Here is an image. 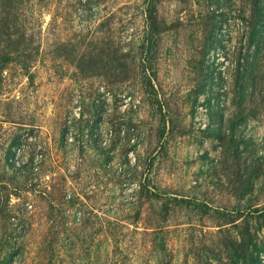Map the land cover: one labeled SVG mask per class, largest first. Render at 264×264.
Instances as JSON below:
<instances>
[{
	"label": "rangeland",
	"instance_id": "1",
	"mask_svg": "<svg viewBox=\"0 0 264 264\" xmlns=\"http://www.w3.org/2000/svg\"><path fill=\"white\" fill-rule=\"evenodd\" d=\"M0 264H264V0H0Z\"/></svg>",
	"mask_w": 264,
	"mask_h": 264
},
{
	"label": "built area",
	"instance_id": "2",
	"mask_svg": "<svg viewBox=\"0 0 264 264\" xmlns=\"http://www.w3.org/2000/svg\"><path fill=\"white\" fill-rule=\"evenodd\" d=\"M11 152H12L11 158L14 159V162L19 165L20 164L19 160H20V157H21L23 151H21L18 147H14L13 151H11Z\"/></svg>",
	"mask_w": 264,
	"mask_h": 264
}]
</instances>
